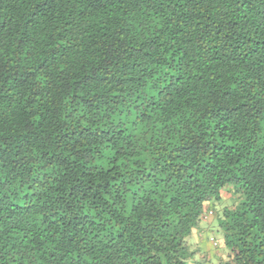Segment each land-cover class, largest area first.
<instances>
[{
	"label": "trees",
	"instance_id": "obj_1",
	"mask_svg": "<svg viewBox=\"0 0 264 264\" xmlns=\"http://www.w3.org/2000/svg\"><path fill=\"white\" fill-rule=\"evenodd\" d=\"M0 264H264V0H0Z\"/></svg>",
	"mask_w": 264,
	"mask_h": 264
},
{
	"label": "rangeland",
	"instance_id": "obj_2",
	"mask_svg": "<svg viewBox=\"0 0 264 264\" xmlns=\"http://www.w3.org/2000/svg\"><path fill=\"white\" fill-rule=\"evenodd\" d=\"M227 195H228V193H227ZM205 245L207 246V244L205 243Z\"/></svg>",
	"mask_w": 264,
	"mask_h": 264
}]
</instances>
